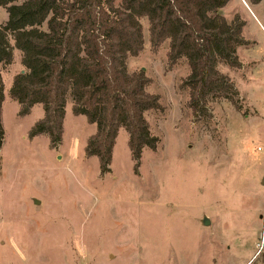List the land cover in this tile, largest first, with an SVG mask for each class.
I'll use <instances>...</instances> for the list:
<instances>
[{
	"label": "rangeland",
	"instance_id": "rangeland-1",
	"mask_svg": "<svg viewBox=\"0 0 264 264\" xmlns=\"http://www.w3.org/2000/svg\"><path fill=\"white\" fill-rule=\"evenodd\" d=\"M219 14L244 23L240 67H217L241 111L215 99L212 118L200 121L181 87L186 61L170 68L168 42L154 50L148 22L139 20L143 47L127 71H143L160 110L145 114L159 142L143 150L136 170L120 130L109 173L100 175L97 159L85 155L95 126L73 115L70 102L55 149L45 136L30 139L43 109L18 116L9 90L24 68L13 49L12 63L0 65V264H264V3L229 0ZM6 21L0 8V26Z\"/></svg>",
	"mask_w": 264,
	"mask_h": 264
},
{
	"label": "trees",
	"instance_id": "trees-1",
	"mask_svg": "<svg viewBox=\"0 0 264 264\" xmlns=\"http://www.w3.org/2000/svg\"><path fill=\"white\" fill-rule=\"evenodd\" d=\"M0 0L7 21L0 26V65H10L13 49L21 55L24 72L13 78L10 98L18 116L41 105L43 116L28 137L45 136L55 149L62 141L65 108L95 126L85 155L96 158L100 175L109 173L120 130L128 134V149L139 167L144 149L155 151L145 114L160 110L159 98L146 92L143 71L129 73L126 62L143 47L140 19L148 22L155 50L168 42L171 68L185 60L188 76L181 87L196 121L211 119L209 103L227 100L241 111L238 92L218 71L224 64L237 69V49L247 45L244 23H228L219 11L229 0ZM252 6L264 0H248ZM45 26V30L42 27ZM13 46L9 43V38ZM3 82L0 75V148L3 144Z\"/></svg>",
	"mask_w": 264,
	"mask_h": 264
},
{
	"label": "water",
	"instance_id": "water-1",
	"mask_svg": "<svg viewBox=\"0 0 264 264\" xmlns=\"http://www.w3.org/2000/svg\"><path fill=\"white\" fill-rule=\"evenodd\" d=\"M201 224L202 225H208L209 224V221H208V219L206 218V217H204L202 220H201Z\"/></svg>",
	"mask_w": 264,
	"mask_h": 264
},
{
	"label": "crops",
	"instance_id": "crops-1",
	"mask_svg": "<svg viewBox=\"0 0 264 264\" xmlns=\"http://www.w3.org/2000/svg\"><path fill=\"white\" fill-rule=\"evenodd\" d=\"M248 264V263H247Z\"/></svg>",
	"mask_w": 264,
	"mask_h": 264
}]
</instances>
